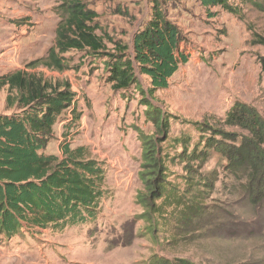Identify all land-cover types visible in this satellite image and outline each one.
<instances>
[{
    "label": "rangeland",
    "instance_id": "rangeland-1",
    "mask_svg": "<svg viewBox=\"0 0 264 264\" xmlns=\"http://www.w3.org/2000/svg\"><path fill=\"white\" fill-rule=\"evenodd\" d=\"M88 1L98 13L97 34L104 38L107 52L113 50L110 41L130 49L133 35L150 16L151 0ZM257 3L264 7V2ZM57 4V0H0V77L21 71L69 82L81 118L64 137L63 126L71 118L64 113L44 154L60 157L65 139L71 148H87L92 159L105 165L110 196L95 221L62 232L24 228L11 239L0 237V264H149L155 259L264 264V207H254L243 198L238 183L225 175L226 161L213 151L203 164H189L188 174L178 160L166 163L168 181L180 190L186 188L188 197L189 189L207 186L206 209L197 230L183 234L171 222L165 231L157 220L142 217L136 199L143 189L138 178L140 133L145 139L155 136L142 95L133 89L113 92L104 82V59L83 53L65 54L63 72L28 67L44 59L54 45ZM227 4L231 11L204 8L200 0L167 4L169 18L184 38L181 50L188 61L179 66L166 90L144 98L170 121L167 140L159 144L169 158L182 152L175 139L189 137L188 153L197 143L201 149L208 135L200 130L243 134L222 125L236 103L253 108L264 121V47L255 38L264 35V14L247 0ZM136 79L144 90L148 87V78L136 74ZM6 90L0 87V114L10 113L5 109ZM183 178L193 187H185Z\"/></svg>",
    "mask_w": 264,
    "mask_h": 264
},
{
    "label": "trees",
    "instance_id": "trees-1",
    "mask_svg": "<svg viewBox=\"0 0 264 264\" xmlns=\"http://www.w3.org/2000/svg\"><path fill=\"white\" fill-rule=\"evenodd\" d=\"M172 1L151 0L150 16L133 35L131 48L109 40L113 50L107 52L104 38L97 34L98 13L90 2L57 0L55 11L59 21L54 45L44 59L28 67L41 65L63 72L67 69L65 54L83 53L104 59V82L113 92L133 89L142 95L145 116L155 128V136L145 139L140 133L142 170L138 178L143 189L136 199L144 211L143 218L157 220L165 231L174 222L179 232L188 234L198 227L209 192L204 183L198 190L189 189L188 197L186 188L180 190L169 182L168 159L171 164L178 160L188 174L192 171L189 164H203L213 151L226 161L225 175L238 183L243 198L254 207H264V121L253 108L236 103L222 125L243 134L207 128L200 130L208 135L201 149L197 143L188 153L186 137L173 141L181 143L182 152L177 158L162 153L159 144L167 140L170 121L144 97L152 99L157 91L166 90L179 66L188 61L181 50V31L169 18L167 4ZM200 1L204 8L231 11L227 0ZM247 1L264 14V7L257 3L264 0ZM255 38L256 44L264 47V35ZM261 70L264 74V61ZM136 74L149 79L145 90ZM2 86L7 87L5 109L10 113L0 114V237L11 239L24 228L62 232L95 221L102 203L110 196L105 187V165L92 159L87 148H71L67 139L60 145V157L44 154L53 139V128L64 113L71 116L63 126L64 137L81 118L69 82L16 71L0 77ZM183 179L185 187H193L191 181ZM149 264L191 263L155 259Z\"/></svg>",
    "mask_w": 264,
    "mask_h": 264
}]
</instances>
